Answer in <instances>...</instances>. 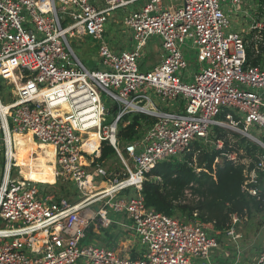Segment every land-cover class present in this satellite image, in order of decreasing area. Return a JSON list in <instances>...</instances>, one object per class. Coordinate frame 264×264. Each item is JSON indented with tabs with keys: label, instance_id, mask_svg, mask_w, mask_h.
Masks as SVG:
<instances>
[{
	"label": "built area",
	"instance_id": "built-area-1",
	"mask_svg": "<svg viewBox=\"0 0 264 264\" xmlns=\"http://www.w3.org/2000/svg\"><path fill=\"white\" fill-rule=\"evenodd\" d=\"M247 3L182 0L176 7L166 0H0V79L17 86V96L9 103L0 91V152L5 159L0 264H214L218 231L198 218L186 220L148 207L141 190L158 162L183 157L194 142L223 149L225 141L216 127L228 122L264 148V66L247 63L245 36L258 31L254 56L263 55L262 26L254 20L262 4L245 10L253 18L245 31L226 33L228 13H239ZM118 10L126 11L123 24L133 43L120 52L105 37V25ZM68 35L97 41L102 69L86 67ZM154 37L159 38L162 59L142 69ZM185 47L195 50L200 63L192 82L181 77L188 66ZM104 96L118 107L110 121ZM63 104L68 110L58 108ZM126 114H145L155 122L143 121L144 130L120 145L118 127ZM16 133H30L53 146L55 177L70 181L83 196L80 201L42 194L38 183L20 177ZM104 141L122 160V176L96 162ZM220 158L245 164L246 184L254 185L247 190L253 196L260 193L264 151L253 167L254 160L243 149H227L215 163ZM109 176V187L102 186ZM130 188L134 195L122 194ZM98 202L102 205L94 212L91 206ZM111 210L130 218L138 256L84 243L91 221L98 216L102 225H109ZM240 221L239 215H232L229 235ZM228 264H264V246L254 256Z\"/></svg>",
	"mask_w": 264,
	"mask_h": 264
},
{
	"label": "trees",
	"instance_id": "trees-1",
	"mask_svg": "<svg viewBox=\"0 0 264 264\" xmlns=\"http://www.w3.org/2000/svg\"><path fill=\"white\" fill-rule=\"evenodd\" d=\"M253 31L252 40L248 41L246 48L247 63L259 64L260 56H254L253 38L258 31ZM261 51H264V45ZM1 89L0 86V91ZM110 104L107 102L108 116H111L109 119H113L118 107L116 104L111 106ZM143 121L150 124L155 122V118L145 114H126L118 127L119 144L133 141L142 129L144 130ZM216 131L218 137L225 141L223 149H217L210 143L194 142L190 151L183 157L158 162L147 174L141 192L146 205L156 211L171 216L179 213L181 216L178 217L186 220L198 218L204 223L213 224L215 230L227 233L232 227L233 214L246 219L254 211L264 213V187L260 183V193L257 196L251 195L247 188L254 185L246 184L245 164H236L225 158L218 163H215V160L227 149H243L246 155L254 160L250 164V167H253L257 154L262 153L264 148L246 138L230 142L227 139V132L222 127H216ZM114 156H118L115 148L108 141H104L98 161L106 163ZM259 177L263 180L264 172H260ZM38 186L42 194L55 193L57 199L60 198L57 192L44 190L39 184ZM123 193L134 195L136 192L134 188H130ZM218 239L220 240L219 235Z\"/></svg>",
	"mask_w": 264,
	"mask_h": 264
},
{
	"label": "rangeland",
	"instance_id": "rangeland-1",
	"mask_svg": "<svg viewBox=\"0 0 264 264\" xmlns=\"http://www.w3.org/2000/svg\"><path fill=\"white\" fill-rule=\"evenodd\" d=\"M248 3L243 6V9L239 11V13L233 12L228 13V17L230 20V27L226 29V33L228 31H245V28H248L249 25L252 24V19L248 13L245 12V10L254 9L256 5H261L259 8V13L256 14V18L254 20H257V24H261L262 29L258 28V30H262V33L264 35V15L261 14L264 13V0H247ZM262 2V3H261ZM228 9V7H226ZM251 11V10H250ZM124 12L118 10L113 13V17H111L106 25V33L105 37L111 44V46L114 47L116 52H120L122 50H126L129 48L131 44V40H128L127 45H125L124 40L125 37H128L127 34L122 33L123 23L118 22L115 23L114 17H118V21H121L123 18ZM68 38L70 40L71 46L76 53V55L82 60V62L91 70L96 69H102L101 62L98 56V42L93 40L92 38L88 36H84L83 39H77L76 37H73L71 35H68ZM250 38H248V41L250 42ZM264 41V39H263ZM188 45H192L191 40H187ZM159 38L154 37L151 45L146 49V55L145 60L142 61L146 62V64L153 63L157 60V55L159 54ZM185 56L188 60V66L187 68L183 69L181 72V77L183 80L187 82L193 81V74L197 72L198 68L200 67V63L197 62V56L195 50H192L191 48L185 47ZM145 64V63H144ZM141 68L144 69L143 64L141 65ZM24 77L21 78L23 80ZM0 86H1V93L3 96V100L5 103L12 102L13 99L17 96V86L15 84H7L5 79H0ZM107 102L112 101L109 97L104 96ZM112 104H110L111 106ZM164 109H167L164 108ZM108 116V121L109 119ZM236 123V122H235ZM232 123H227V126H224L225 132H227V139L232 141H240L242 138H246L248 141L255 143V141L250 138L249 136L245 135L243 132L235 129V127ZM238 127L241 130L245 129V125L238 124ZM247 130V127H246ZM249 130L251 133H253L256 136L262 137V134L256 129V127H250ZM14 140H18V138H14ZM23 140L26 141L25 145L28 149L26 152V158L29 160L31 159V162H25L24 159H22L21 162H18V166H20V175L22 177H26L30 179L31 181H34L38 183L42 189L44 190H51L58 193L60 196V201H67L69 203H75L82 199L81 193L76 190V188L71 184L70 181L61 180L58 178H55L53 175V157L50 153H54V149L51 148L48 151V148L45 144L38 142L35 140L33 141V138L29 134H23ZM245 140V141H247ZM37 141V142H36ZM39 143V144H38ZM15 145H18V142L15 143ZM32 146V147H29ZM49 154V160L48 166L47 159ZM29 154V155H28ZM247 154V153H246ZM101 156V155H100ZM51 158V159H50ZM219 161H222V158H220ZM98 164H100L105 170L108 171V173L111 174H119L118 176H122L121 172H123L124 165L121 159H119L118 156H114L111 159H108L106 163H102L101 161H96ZM0 163H4V152H0ZM40 169L38 171L37 169ZM19 169V168H18ZM114 176V175H113ZM111 177V178H110ZM25 179V178H23ZM113 180L112 176L108 177L107 184L109 185V180ZM105 183V182H104ZM103 183V184H104ZM102 184V186H104ZM95 207V206H94ZM175 216H181L179 213L175 214ZM4 226V225H2ZM217 231V230H216ZM218 235L220 237L219 240V248L215 251V255L212 257V262L214 264H228L231 261H234L235 259H246L250 258L255 255V253L261 249L264 246V213L263 212H252L251 215H249L246 219H242V222L235 227V233L229 235L228 233H223L222 231H218ZM220 255V257L218 256ZM222 258V259H221Z\"/></svg>",
	"mask_w": 264,
	"mask_h": 264
},
{
	"label": "crops",
	"instance_id": "crops-1",
	"mask_svg": "<svg viewBox=\"0 0 264 264\" xmlns=\"http://www.w3.org/2000/svg\"><path fill=\"white\" fill-rule=\"evenodd\" d=\"M97 1L99 2V0H97ZM166 3L168 5H172V6L177 7V6L182 5V0H166ZM120 11L124 12V13H122L124 16L126 15V11H124V10H120ZM124 16H123V18H124ZM123 18L121 19V21H118L119 20L118 17H114L115 23H118V22L123 23ZM253 32L254 31H250L245 35L246 39H247V44H249L248 38H250V36L252 34H254ZM122 33L128 35V37H125V40H124L125 45H127L128 40H131V44H130L128 49L132 48L133 43H132V38H131V32L125 26H123ZM260 33L264 39V35L262 33V30H260ZM78 39H83V38H78ZM150 45H151V43H150ZM158 48H159V54H156L157 60L153 63H150V64H146V62H143L142 64L144 66V69L152 67L154 64H156L157 62H159L162 59L163 53H162L160 41H159ZM113 49H114V47H113ZM259 64H263V66H264V51H263V55H261L259 57ZM16 138H18V140H14V141H15V143L18 142V145L16 146L17 150H20L22 152L28 151V149L25 145L26 141L23 140V134L16 137ZM33 141L35 142L34 139H33ZM29 147H32V146L29 145ZM19 154L21 157H20V159L17 160V162H21L22 159L25 160V162H23V164L26 162H31V159L29 158V160H28L26 158V155L23 157L21 155V153H19ZM49 157L50 156L48 154L46 167L48 166V163L50 162ZM52 157H53V155H52ZM53 160H54V157H53ZM51 165H53V161H52ZM19 166H21V165H19ZM4 167H5V159H4V163H0V177L2 176V174L4 172ZM37 170L41 172V170L39 168ZM20 177H22V176L20 175ZM22 178L28 179L26 177H22ZM101 205H102V203L98 202L97 204L92 205L91 207L94 208V212H97L98 211L97 209H99L101 207ZM108 218L110 220V223L107 226L101 224L100 218L98 216H96V218H94L91 221V224L88 227L87 232H86V237L83 240L84 243H97V244H102V245H109V246L116 247L121 252V254H123V255L138 256V254H139L138 253L139 243H138V240L135 237L134 233L132 232L130 218L124 213H116L113 210H111L109 212ZM208 225L210 226L211 229H214L213 224L209 223ZM215 254L216 253L214 252V255ZM218 256L220 257V255H218ZM77 264H86V263L83 260H80Z\"/></svg>",
	"mask_w": 264,
	"mask_h": 264
},
{
	"label": "bare ground",
	"instance_id": "bare-ground-1",
	"mask_svg": "<svg viewBox=\"0 0 264 264\" xmlns=\"http://www.w3.org/2000/svg\"><path fill=\"white\" fill-rule=\"evenodd\" d=\"M59 109H62V110H64V111H66V110H68V107H67V105L66 104H63V105H61V106H59L58 107ZM22 134H25V133H16L15 135H14V138H16V137H18V136H20V135H22ZM26 134H29V135H31L30 133H26ZM15 142V141H14ZM39 144V143H38ZM44 144V143H43ZM47 146V148H48V151L51 149V148H53V146L52 145H46ZM18 151V152H17ZM16 151V157H17V160L18 159H20V154L19 153H21V155L24 157L25 155H26V152L27 151H25V152H22V151H20V150H17ZM50 153L53 155V157H54V160H53V175L55 176V156H54V153H52L51 151H50ZM56 178V177H55ZM22 180V179H21ZM104 185V187H109V185L107 184V183H104L103 184Z\"/></svg>",
	"mask_w": 264,
	"mask_h": 264
}]
</instances>
